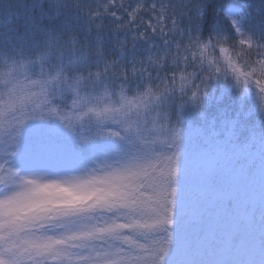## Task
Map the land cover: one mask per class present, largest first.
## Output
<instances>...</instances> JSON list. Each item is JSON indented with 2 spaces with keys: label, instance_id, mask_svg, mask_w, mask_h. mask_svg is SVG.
Listing matches in <instances>:
<instances>
[{
  "label": "snow or ice",
  "instance_id": "1",
  "mask_svg": "<svg viewBox=\"0 0 264 264\" xmlns=\"http://www.w3.org/2000/svg\"><path fill=\"white\" fill-rule=\"evenodd\" d=\"M69 3L95 20L82 26L85 32L94 27V36L81 39L66 21L64 38L29 13L21 26L38 27L44 47L21 59L19 71L16 64L0 71V264H255L233 258L248 244L244 227L225 236L215 234L211 222L201 255L215 259H188L177 238L178 217L187 216L178 181L180 129H157L151 113L159 89L184 88L185 77L177 88L176 75L182 60L190 63L189 53L193 60L196 50L209 47L225 53L224 44L245 53L240 67L228 58L230 67L264 103V40L241 32L230 18L235 40L213 35L202 41L200 3L195 33L184 32V11L173 0H102L87 11L80 0H51L53 16ZM105 16L113 33L129 34L132 47L142 40L153 51L126 64L106 55V25L97 19ZM126 47L120 43L121 52ZM199 80L193 99L205 94L207 80ZM114 140L120 147L110 146ZM57 171L62 175L49 178ZM223 204L233 208L230 198ZM253 219L250 211L246 223Z\"/></svg>",
  "mask_w": 264,
  "mask_h": 264
},
{
  "label": "trees",
  "instance_id": "2",
  "mask_svg": "<svg viewBox=\"0 0 264 264\" xmlns=\"http://www.w3.org/2000/svg\"><path fill=\"white\" fill-rule=\"evenodd\" d=\"M235 1L237 0H173V2L180 5L184 11L185 16L180 17L179 23L184 29L185 33H188L189 31L192 33L196 32L198 18L195 16L194 19L193 15L195 14L198 3L202 5L203 18L202 20H199V36L202 41L210 38L213 35L217 37L224 36L227 37L228 40H235L236 32L235 29L233 32L231 30L230 18L238 21V23H243L244 26L248 28V30L251 24L258 22V19H262L264 21V0H262V5H258L257 7L252 2V0H244L239 3H235L237 6L245 4L246 7L242 9V11H244L243 14L242 11L237 10L232 15V9L231 15L228 12L225 13L224 9L230 10L229 7H233V2ZM80 2L84 6L85 11H87L88 8H96L97 5L102 2V0H80ZM165 3H167V0H165ZM240 7L242 8V6ZM247 8L249 10L245 11ZM29 13L33 15L38 25H42L45 28H51L54 31L60 33L64 38H67V34L62 31V26L66 21L72 24L73 28L79 33L81 39H84L85 36L91 38L95 34L94 27H92L91 32L82 31V26L94 25L95 20L89 21L87 15L83 13L80 8L73 7L71 3L61 9L59 16H53L51 0H0V71H7L9 66L11 64L13 65L16 60L21 62V59L34 55L38 50L44 47V35L38 27H34L31 31H25L21 26V21H23ZM43 13H47V15H42ZM97 19L102 20L106 25L105 47L106 55L109 57L118 58L122 62V59L119 56V54L122 53L120 51V43H126L127 47L124 51L128 50L127 56H131V58L127 60V63L130 60L143 59L147 57L151 51H153V49L148 47V42L142 40L136 41L135 45L132 47L131 37H129V34L126 32L118 31L113 33L111 31L112 24L109 17L105 16ZM239 28L241 32H246L248 34V30L245 31L240 26ZM258 35L259 34H256V36L252 37L257 38ZM258 38H262L260 40H264V34L262 37ZM151 42L155 44L156 38L153 37ZM224 47L226 48L227 53L223 54L225 58L230 57V55L235 59L245 58V53L240 51L239 48H237V50L233 49L232 47L230 48V44H225ZM216 48H219V46ZM207 49L213 50L212 47ZM200 51L205 53V49ZM161 54L162 53H160V55ZM153 55H155V53H153ZM75 58L78 61L79 58ZM214 65L215 63L212 64V66H208L206 69H204L207 72V77L211 75V72L217 73L216 67ZM35 67V65L30 66L32 71L29 70V68L28 71L34 73ZM169 74L170 73H168V75ZM194 79L196 80L195 77ZM214 81H216L214 86H218V78ZM214 81L210 82L213 84ZM206 84H209V82L206 81ZM211 86L212 85H209L207 88L210 89ZM252 96L255 97L250 98V100L254 101L256 104H262L260 94H258V92L251 94L250 97ZM256 110L257 112L261 111V109ZM182 112L184 114L189 113L186 109L182 110ZM188 117L189 115H187L185 118L188 119ZM250 119H248L249 122ZM262 124L264 125V123ZM221 137L224 139V142L221 143L222 146L226 144L227 148L230 149L231 143L229 142V136L226 130H223ZM186 143L190 144L188 141H186ZM201 144H203V142L201 141L200 137L195 135L193 145L196 146ZM258 146L260 147L261 151L264 150V142L260 139H258ZM206 147L209 148V145H206ZM253 150L255 149L253 148ZM219 165L222 167H228L229 164L224 159H221ZM232 175H234L235 178L244 176V181L249 180V174L245 172H237L233 173ZM227 181L233 183L235 182L230 176L227 177ZM241 181L243 182V180Z\"/></svg>",
  "mask_w": 264,
  "mask_h": 264
},
{
  "label": "rangeland",
  "instance_id": "3",
  "mask_svg": "<svg viewBox=\"0 0 264 264\" xmlns=\"http://www.w3.org/2000/svg\"><path fill=\"white\" fill-rule=\"evenodd\" d=\"M252 25H250V27H249V30H248V32H250L249 33V35H251V29H252ZM201 29V28H200ZM202 30V29H201ZM219 32V31H218ZM74 60H77L75 57L73 58ZM24 62H26V61H19V60H16L15 61V63L12 65H10V66H14L15 64L17 65V71H19L20 69H19V67H18V65L20 64V63H24ZM9 66V67H10ZM30 66H33V65H30ZM29 66V67H30ZM228 66V65H227ZM80 74V73H79ZM76 75L78 76V73H76ZM81 75V74H80ZM85 75H86V73H85ZM159 103V102H158ZM154 105H155V102L152 100V107H154ZM155 108V107H154ZM160 109L162 110V113H163V111H164V109H163V107H161L160 106ZM159 112V110L158 109H156L155 111H154V113H158ZM161 113V114H162ZM156 120V122H158V119H155ZM179 127V129H180V136H181V140H180V144L181 145H183L182 143H183V141L184 140H186V141H192V139H193V132L192 131H189V129H187V128H184L183 127V124L180 122V121H178L177 123H176V125H174V126H172V127ZM155 127H156V124H155ZM171 127V128H172ZM157 129H166V128H168V127H166V126H163V127H156ZM169 129V128H168ZM56 176H59V174L57 173L56 174ZM214 203H219V202H214ZM234 211H237V208H232V209H230V210H226V209H221V210H217L213 215H204L203 216V223H205V224H209V222H211V224H212V226H213V228H214V230H215V234H219L220 232H223V229H224V222H225V220L228 218V215L230 214V213H232V212H234ZM202 223V224H203ZM226 224H228V225H235L236 223L233 221V220H228L227 222H226ZM254 229L252 228V227H249V228H247L246 229V231L250 234L252 231H253ZM226 236V235H225ZM197 245L198 246H201V248L202 249H206V247H207V238H206V236H205V233H202V238L199 240V242L197 243Z\"/></svg>",
  "mask_w": 264,
  "mask_h": 264
},
{
  "label": "bare ground",
  "instance_id": "4",
  "mask_svg": "<svg viewBox=\"0 0 264 264\" xmlns=\"http://www.w3.org/2000/svg\"><path fill=\"white\" fill-rule=\"evenodd\" d=\"M213 56V50L212 49H205V58L207 60H211Z\"/></svg>",
  "mask_w": 264,
  "mask_h": 264
}]
</instances>
